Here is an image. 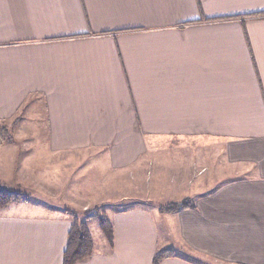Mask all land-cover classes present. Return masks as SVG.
<instances>
[{
	"label": "crops",
	"instance_id": "1",
	"mask_svg": "<svg viewBox=\"0 0 264 264\" xmlns=\"http://www.w3.org/2000/svg\"><path fill=\"white\" fill-rule=\"evenodd\" d=\"M262 11L264 0H0V189L24 195L0 209V264H63L88 209L106 213L114 245H98L92 218L95 252L76 264H153L167 248L160 264H200L184 252L264 264V17H247ZM172 150L198 155L195 177L205 154L221 167L188 189L158 158ZM183 200L193 206L161 211Z\"/></svg>",
	"mask_w": 264,
	"mask_h": 264
},
{
	"label": "trees",
	"instance_id": "2",
	"mask_svg": "<svg viewBox=\"0 0 264 264\" xmlns=\"http://www.w3.org/2000/svg\"><path fill=\"white\" fill-rule=\"evenodd\" d=\"M247 17H264V11L258 12L256 14H251ZM23 198L24 195L20 192L6 191L0 189V209L8 206L13 202H18ZM189 206H193L192 201L183 200L181 202L168 204L165 207H162L161 211L174 212ZM68 211L70 213L74 212L71 210ZM97 213L98 215L96 216V219L98 225L104 233L110 246L113 247L114 226L112 222L108 219L105 212L98 211ZM92 218V215H89L85 219L80 220L79 218H77L73 222L72 227L68 233V243L64 253L63 264H76L80 261L87 260L93 256L95 252V242L90 228L87 224V221ZM174 255L175 251L173 249L167 248L159 250L153 258V264H160L163 259Z\"/></svg>",
	"mask_w": 264,
	"mask_h": 264
},
{
	"label": "rangeland",
	"instance_id": "3",
	"mask_svg": "<svg viewBox=\"0 0 264 264\" xmlns=\"http://www.w3.org/2000/svg\"><path fill=\"white\" fill-rule=\"evenodd\" d=\"M41 103H42V101L37 103L35 106H32L31 103L28 104L31 107L27 106L25 109H23L22 112H20L21 117H25V116L34 114L39 109L40 106H42L41 109H42V111H44L45 109L43 107V103L42 104ZM4 124H6L7 126L8 125L10 126L11 121L6 122ZM4 124L3 123L0 124V130H5ZM176 142L178 143V141H176ZM172 146H174V145H172ZM188 150H191V149H188ZM205 156L206 157L203 156V160L207 161V163L209 164V166H208L209 170L202 177H199V178L195 177V169L196 170L201 169L202 168L201 165H203L204 163L199 160L198 155L192 154L190 151L186 152V154H180V151L172 150L169 152V154L158 155V158L163 159L167 165L171 164V167H174V169H172L170 167V169L168 171V181L169 182H171V183H174L175 181H177L178 183L181 181L183 182V176L187 175L190 179V182H189V185H187V186L185 185V186H186V188L193 190V188H196V185L200 182L201 179L204 180V179L212 176V174L214 175L216 172V168L221 167V165L219 164L220 162H217L215 164V162L217 160H213L211 155L205 154ZM183 157H187V159L190 160V168L186 167L184 174L181 175V174H179V171L176 168L179 166L178 161H180L181 164H184L186 162ZM217 158H219V156ZM195 161L199 162V164H196V165H198L197 167H194V165H193V163ZM76 190H77V188H76ZM12 191L15 192L14 190H12ZM29 195L32 197V199L34 201H45L46 200V198L43 197L42 195L41 196L40 195L34 196L32 193H30ZM152 201H154L153 198H152ZM46 204L47 205H44L45 206L44 211L49 212V213H54L57 211V208L54 205H52L50 203H46ZM143 204H145L148 207H153L151 202H149L148 200H143ZM126 205H132V203H130V204L128 203ZM126 205H124V206H126ZM119 206H123V204H119ZM96 210H98V209H92V210L88 209L87 212H89V213L84 217V219L89 215H92L93 218H96V216L98 215L97 212L98 211L100 212V209L98 211H96ZM80 217L83 218V214H80ZM91 225H92L93 236H94L95 240L97 241L98 245H100L101 242L103 241V238L105 235L102 232V230L99 228V226H98V228H94L92 223H91ZM184 254L186 255V257H188V258H190V259H192L195 262H198L200 264H223V263H220L218 261L212 260L211 258L196 255V254H193L191 252H184Z\"/></svg>",
	"mask_w": 264,
	"mask_h": 264
}]
</instances>
